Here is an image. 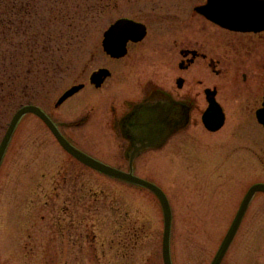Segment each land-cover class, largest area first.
<instances>
[{"label": "rangeland", "instance_id": "obj_1", "mask_svg": "<svg viewBox=\"0 0 264 264\" xmlns=\"http://www.w3.org/2000/svg\"><path fill=\"white\" fill-rule=\"evenodd\" d=\"M205 1L0 0V144L17 111L35 105L78 149L128 173L115 122L143 94L129 77L122 89L117 72L102 90L89 86L97 70H118L104 55V34L122 18L154 34L165 31L161 24L197 25L189 8ZM236 77L237 89L219 84L225 128L209 133L203 106L187 129L135 161V176L170 201L173 264H211L248 190L264 184V130L230 102L234 91L251 101L250 76ZM163 235V210L151 192L83 166L36 116L22 120L0 168V264H164ZM222 264H264V194Z\"/></svg>", "mask_w": 264, "mask_h": 264}, {"label": "flooded vegetation", "instance_id": "obj_2", "mask_svg": "<svg viewBox=\"0 0 264 264\" xmlns=\"http://www.w3.org/2000/svg\"><path fill=\"white\" fill-rule=\"evenodd\" d=\"M210 1L189 8L192 11L188 20L197 19L200 22L197 25L194 22L183 23L187 20L178 24H161L165 31L154 34L148 24L141 22L147 28L146 37L138 43L129 42L126 54L119 58L110 56L102 46L106 59L117 64L118 70L113 71L108 66L97 70L96 73L106 71L109 75L98 88L92 82L96 74L93 73L89 86L102 90L117 72V84L122 85V89L131 85H124V78L129 77L143 94L141 101H129L127 111L115 122L114 129L123 142L118 149L129 162L128 172L132 156L143 145L150 146L174 130L176 133L169 137L167 144L190 126L194 113L203 106L200 116L203 126L204 115L213 103L223 110L225 104L220 100L219 84L226 81L225 88L232 86V89H237L233 84L238 73L242 74L244 83L250 76L247 88L251 101L241 102L240 94L234 91L230 102L235 103L236 109L246 110L243 112L248 116L246 119L264 130L257 117L264 104V80L261 90L258 82L260 77H264V0H247L254 22L253 29L246 32L235 31L213 21L210 18L213 17V9L208 8ZM223 113L226 126L228 114L225 110ZM156 150L159 149H143L134 158Z\"/></svg>", "mask_w": 264, "mask_h": 264}, {"label": "water", "instance_id": "obj_3", "mask_svg": "<svg viewBox=\"0 0 264 264\" xmlns=\"http://www.w3.org/2000/svg\"><path fill=\"white\" fill-rule=\"evenodd\" d=\"M208 8L213 9V17H210L213 21L219 23L222 26H228L229 29L235 31H250L254 22L252 9L248 6L247 0H212L209 2ZM264 9V8H263ZM206 15H208L205 10H203ZM212 11V10H211ZM264 16V12H263ZM264 22V18L262 20ZM253 29V28H252ZM146 36V28L138 23H135L130 20H120L115 25L111 27L108 33L105 35L104 46L108 54L114 58H119L125 54V49L127 44L130 41L139 42L143 40ZM109 75L108 72L102 71L99 74H96L93 79V83L97 87H101L103 84V79ZM84 87L79 86L68 91L59 101L57 106H61L68 99L72 98L74 95L79 93ZM27 115H34L38 117L43 123L48 127L51 133L55 136L58 143L61 147L77 161L84 164L85 166L106 175L110 178L122 181L124 183L140 187L152 192L159 200L164 214V238H163V258L165 264H173L172 255H171V235H172V224H173V215L170 202L166 194L156 185L140 179L134 175L133 171V162L134 157L138 152L143 149L153 148L160 149L162 148L169 137L176 133L174 130L169 131L164 136V139L153 142L152 145L143 147L135 152L131 158V169L129 173L122 172L118 169L107 166L88 155L82 153L76 149L72 144H70L60 133L57 126L54 122L40 109L36 106H27L20 109L17 114L14 116L10 127L4 137V140L0 146V166L3 162L4 156L8 150V147L12 141V138L16 132V129L21 122V120ZM205 127L210 132H218L221 130L225 124V116L222 109L218 104L213 103L210 109L206 112L204 118ZM259 122L264 126V107L258 113ZM187 118L184 119V124L186 123ZM180 128V127H179ZM178 128V129H179ZM176 129V130H178ZM264 193V184H257L253 186L248 194L246 195L241 208L234 219L215 259L212 264H222L227 252L229 251L241 225L246 215V212L256 196L257 193Z\"/></svg>", "mask_w": 264, "mask_h": 264}, {"label": "trees", "instance_id": "obj_4", "mask_svg": "<svg viewBox=\"0 0 264 264\" xmlns=\"http://www.w3.org/2000/svg\"><path fill=\"white\" fill-rule=\"evenodd\" d=\"M4 27V29H7V27L5 25H2Z\"/></svg>", "mask_w": 264, "mask_h": 264}, {"label": "bare ground", "instance_id": "obj_5", "mask_svg": "<svg viewBox=\"0 0 264 264\" xmlns=\"http://www.w3.org/2000/svg\"><path fill=\"white\" fill-rule=\"evenodd\" d=\"M250 209V208H249ZM163 238H164V235H163ZM224 261V260H223ZM223 263V262H222Z\"/></svg>", "mask_w": 264, "mask_h": 264}]
</instances>
